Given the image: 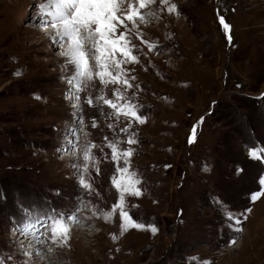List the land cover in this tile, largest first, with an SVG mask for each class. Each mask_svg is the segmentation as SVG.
<instances>
[{
    "label": "rangeland",
    "instance_id": "obj_1",
    "mask_svg": "<svg viewBox=\"0 0 264 264\" xmlns=\"http://www.w3.org/2000/svg\"><path fill=\"white\" fill-rule=\"evenodd\" d=\"M38 3L0 0L3 264H69L73 256L77 264H264V194L251 200L264 190V160L249 156L251 148L264 147V0H169L176 12L152 5L147 22L137 25L158 47L149 51L136 39L138 62L122 65L133 86L105 88L94 80L71 106L63 91L71 76L61 55L67 44H54L53 30L36 25ZM220 16L231 27V42ZM116 87L144 123L117 118L95 99H115ZM69 141L71 150L61 152ZM109 142L132 151L127 167L141 194H125L124 204L143 229L128 226L121 234L120 209L103 215L119 200L112 177L125 166L112 160ZM91 145L96 162L88 165V191L74 165H84ZM216 201L240 223L227 220ZM49 217L68 224L65 244L47 238ZM24 223L39 225L37 262L29 240L18 244L11 229ZM75 224L90 231L74 232Z\"/></svg>",
    "mask_w": 264,
    "mask_h": 264
},
{
    "label": "snow or ice",
    "instance_id": "obj_2",
    "mask_svg": "<svg viewBox=\"0 0 264 264\" xmlns=\"http://www.w3.org/2000/svg\"><path fill=\"white\" fill-rule=\"evenodd\" d=\"M156 3L168 5L169 12L177 10V5L170 4L169 0H40V3L36 5V18L39 21V26L53 30L54 35L50 39L54 44L61 47L65 43L67 44L61 55L65 59L66 66L71 68L68 82L74 86L75 92L70 91V96H74L76 101H79L81 99L79 93L83 91V87L94 80H99V83L105 88L109 85H122L124 88L133 86L122 65L128 62H138V57L133 54L134 49L137 48L134 40H140L149 51L158 47L143 39L137 25V21L147 22V17L151 15L147 9ZM125 4L126 8L123 7ZM219 23L225 31L227 39L231 42L230 25L226 23L223 16L219 17ZM111 96L115 99L105 95L95 99L111 108L112 114L117 118L125 116L131 117L141 124L145 122L138 106L133 104L130 99L125 98L120 87L114 88ZM87 102L91 105L92 98H89ZM79 107L80 105L77 104L76 108ZM78 122L79 117H77ZM130 126L131 122L128 127ZM92 127H96L95 121H93ZM109 127L111 128L112 125ZM195 128L196 126H193V135H195ZM121 130L126 132L127 128ZM74 131H78V129H74ZM128 143L134 144L136 140L129 136ZM189 143H192L191 138H189ZM71 146L72 141H69L66 150L70 151ZM94 147L96 146L91 145L84 151L85 163L83 166L74 165L81 172L78 181L80 186L88 191L92 190V186L86 179V173L89 163L96 162L91 151ZM107 147L111 149L112 160L119 162L123 159L125 166L117 167L116 173L119 176L112 177V184L119 193V200L113 204L110 212H105L103 215L105 219H108L117 208L120 209L121 234L127 231L128 226L143 229L145 225L131 217L124 204L125 194L132 196L141 194L139 188L136 187L140 183L136 173L130 172L127 167L132 151L130 149L120 151L116 142H109ZM249 156L252 159L264 160V147L251 148ZM259 184L264 186V176L259 179ZM262 194H264V190L253 193L251 200L256 201ZM216 203L218 210L226 216L227 220L234 221L235 224L240 223V220L235 219V213L231 209H226L220 201H216ZM246 211H251V209H246ZM49 219L52 221L51 224L44 225L48 233L47 238L52 244H65L70 232L68 224L63 221V218L49 217ZM70 219L75 221L76 217L72 216ZM17 230L25 235H33L37 243H43L39 236H36L38 229L34 223L20 224ZM240 230V228H235L237 232ZM151 231L155 234L156 227L152 226ZM232 243L235 241L233 240ZM25 254L27 255V253ZM0 264H3V258H0ZM202 264H209V262L203 261Z\"/></svg>",
    "mask_w": 264,
    "mask_h": 264
},
{
    "label": "bare ground",
    "instance_id": "obj_3",
    "mask_svg": "<svg viewBox=\"0 0 264 264\" xmlns=\"http://www.w3.org/2000/svg\"><path fill=\"white\" fill-rule=\"evenodd\" d=\"M125 6V5H124ZM46 33V32H45ZM80 224V223H79ZM79 224L78 225H76L75 227H73V230H74V232H78L79 230L81 231V234L83 233V235L85 234V236H86V233L88 232V231H90V230H88L87 229V227H85V226H83L82 228L79 226ZM89 234V233H88ZM23 236H21L20 238H22ZM30 240H32V239H29V242H27L26 240V242H25V244L28 246V245H31L30 246V253L28 252V254H29V256L30 257H32V255L35 253V252H37V251H40L39 249H40V247H41V245L39 244V243H37V244H39V245H37L36 243H34L33 241L31 242ZM42 248V247H41ZM39 257L40 256H35V258L34 257H32V258H34V260H36L35 262H37L38 260H39ZM74 258V256L73 257H69V259H70V261H69V264H71V263H73V264H77L76 262H75V260L73 259ZM47 261V260H46ZM46 261H43L42 262V264H46ZM56 263V262H55ZM87 264H90V261L89 260H87V262H86ZM85 263V264H86ZM78 264H81L80 262L78 263Z\"/></svg>",
    "mask_w": 264,
    "mask_h": 264
}]
</instances>
